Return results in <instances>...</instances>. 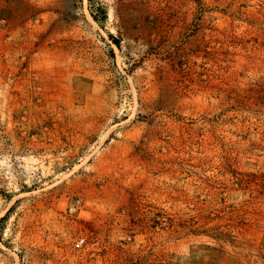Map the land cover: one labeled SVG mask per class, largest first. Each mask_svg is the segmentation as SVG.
<instances>
[{
	"label": "rangeland",
	"instance_id": "rangeland-1",
	"mask_svg": "<svg viewBox=\"0 0 264 264\" xmlns=\"http://www.w3.org/2000/svg\"><path fill=\"white\" fill-rule=\"evenodd\" d=\"M0 264H264V0H0Z\"/></svg>",
	"mask_w": 264,
	"mask_h": 264
},
{
	"label": "built area",
	"instance_id": "built-area-1",
	"mask_svg": "<svg viewBox=\"0 0 264 264\" xmlns=\"http://www.w3.org/2000/svg\"><path fill=\"white\" fill-rule=\"evenodd\" d=\"M86 246V242L84 238H79L74 242V249L81 250Z\"/></svg>",
	"mask_w": 264,
	"mask_h": 264
}]
</instances>
